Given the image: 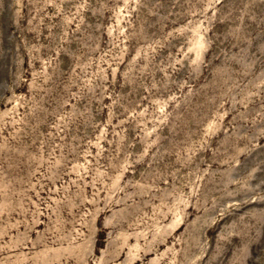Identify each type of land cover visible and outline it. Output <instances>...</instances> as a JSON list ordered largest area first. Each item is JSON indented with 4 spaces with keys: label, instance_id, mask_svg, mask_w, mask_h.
I'll use <instances>...</instances> for the list:
<instances>
[{
    "label": "rangeland",
    "instance_id": "rangeland-1",
    "mask_svg": "<svg viewBox=\"0 0 264 264\" xmlns=\"http://www.w3.org/2000/svg\"><path fill=\"white\" fill-rule=\"evenodd\" d=\"M0 264H264V0H0Z\"/></svg>",
    "mask_w": 264,
    "mask_h": 264
}]
</instances>
